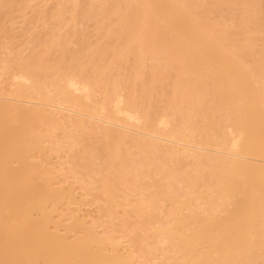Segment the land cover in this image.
<instances>
[{
    "label": "bare ground",
    "instance_id": "6f19581e",
    "mask_svg": "<svg viewBox=\"0 0 264 264\" xmlns=\"http://www.w3.org/2000/svg\"><path fill=\"white\" fill-rule=\"evenodd\" d=\"M66 1L76 22L77 0H62L58 16ZM86 9L98 31L117 35L108 45L82 37L68 52L60 43L57 58L67 60H43L46 49L0 56V83L10 79L0 93V264H136L133 245L80 216L55 218L63 198L77 197L41 159L58 150L57 130L74 138L72 149L84 146V161L71 159L84 169L74 182L92 170L101 183L88 184L106 201L127 205L138 192L151 215L170 201L155 228L166 264H264L263 1L100 0ZM157 84L171 88L162 111L153 107L164 95L148 92ZM92 132L98 146L81 138ZM176 144L194 158L183 169L167 157Z\"/></svg>",
    "mask_w": 264,
    "mask_h": 264
},
{
    "label": "rangeland",
    "instance_id": "374dc122",
    "mask_svg": "<svg viewBox=\"0 0 264 264\" xmlns=\"http://www.w3.org/2000/svg\"><path fill=\"white\" fill-rule=\"evenodd\" d=\"M99 1L100 0H77L76 3L78 8L80 6L81 9L79 8V11L77 12V21L73 22L71 20V1L65 2V7L62 8L63 14L58 16V12L63 5L62 0H0L1 58H3V56L13 57L18 53L24 56L31 54L36 56L40 53H43L42 51L46 49L49 50V52L43 53V56L41 55L43 60L52 57L53 60L54 58L55 60L62 59L57 58L58 53L61 52L59 49L60 43H62L63 46L70 48L68 52H75V50H77L80 46V44L77 42H79L82 37L85 38L89 47L97 44L98 42L108 45V43L113 41L117 35L113 33L106 35L104 28L98 31L95 26V21L90 19L88 20V18L86 19L85 15L87 10L86 8L94 6V4L98 3ZM262 1L264 5V0ZM235 16L239 17L240 15L238 12H236ZM53 39L56 40L55 44H52ZM9 49L11 50L9 51ZM255 49L258 53L264 54V31H260L256 34ZM67 57L68 55H63V58L66 60ZM245 58L251 59L252 56L246 55ZM130 64L132 65L131 61L120 63L121 68H123L127 74L131 72ZM126 68L128 69L127 71ZM146 76H148V73L145 74V77ZM6 79L0 83V93L2 92L1 89H4V83H10V79ZM152 88L153 87L149 89L148 86V92L157 97H160V94H165L167 96L171 89L168 85L160 87L159 84L155 85L153 89ZM165 95L162 99H158L159 101L157 100V102H155L156 106L153 107V110L162 111V109H164L166 105ZM57 131L58 133H56L54 140L58 141L59 143L58 150H49L47 152V156L49 155L48 159L45 157L41 159L44 162L49 160L50 162L55 163L53 164L54 168L59 170L60 174H62L61 184L68 189L73 188V191L77 197L75 199L76 201L70 197L63 198L62 201L56 206L58 210L56 208L54 209L53 214L55 218L62 219L64 223H68L76 216H80L81 220L86 221L87 223L90 222V224L93 223L101 234L104 232V234H107L113 240L119 242L121 247L123 242L125 243L123 248L133 245L132 248L137 254L135 260L136 264H166L161 258V253L163 251L161 249L162 242L160 236L155 233V228L162 220L168 219L166 216V209L169 207L170 201L166 200L165 202L160 203L151 215L150 207L141 202V194L138 192L128 195L132 199H130V204L127 205L116 204L113 201H106V196L104 195L102 189L96 187L91 188V186L88 184V180L94 179V185L97 186L101 183L99 180H97L98 176L92 170L89 174L84 175L86 179L85 181H81L82 183L74 182V172H79V169H82L81 172H84V169L81 168L80 165H72L71 159H75V162L82 163L84 159L80 157V150L84 146L82 143H79L73 146L72 149V140L74 138H66V135L61 130ZM98 136L99 134L92 132V135L89 136L88 134H85L81 138L84 139L90 137L88 142L92 144V146H98ZM46 142L49 143L48 141ZM163 142L164 141H161L162 144H165V142ZM54 143L51 144L54 145ZM181 148L182 147L179 144L174 145L173 150L169 153L170 157H167L173 159L175 162H177L178 167L183 169L188 163L193 162L194 158ZM133 151H137V149L133 148ZM97 163L98 162L96 160L95 164ZM61 167L63 169L60 171ZM145 179L149 180V177H145ZM150 188L153 189V187ZM122 201L124 200L122 199ZM198 202H201L200 199L193 200V203ZM74 204H77V207ZM49 206V208H52L51 204H49ZM103 210H105V212ZM38 212L39 211L35 210L36 216L38 215ZM60 227L63 228V226ZM71 234H73V232H71ZM113 246L114 244L112 242L107 243V247L109 249H113Z\"/></svg>",
    "mask_w": 264,
    "mask_h": 264
}]
</instances>
